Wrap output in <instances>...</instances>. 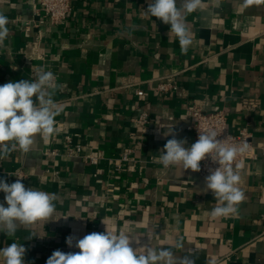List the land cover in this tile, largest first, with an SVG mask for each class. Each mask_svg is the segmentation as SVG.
I'll list each match as a JSON object with an SVG mask.
<instances>
[{"label": "crops", "instance_id": "crops-1", "mask_svg": "<svg viewBox=\"0 0 264 264\" xmlns=\"http://www.w3.org/2000/svg\"><path fill=\"white\" fill-rule=\"evenodd\" d=\"M147 7L148 0H71L66 20L53 24L41 0H0L9 19L0 85L33 79L41 68L59 85L55 132L0 160V178L56 195L48 220L14 238L0 233V248L24 245L25 264L79 252L69 236L75 245L106 229L184 255L175 249L180 241L195 264H264V0H202L186 17L193 35L186 54ZM41 17L26 29V20ZM169 76L179 89L157 90ZM191 106L223 110L233 133L251 132L252 155L236 163L245 199L235 215L213 219L218 201L203 191L205 176L181 175L156 158L170 127L187 146L195 142ZM142 110L146 123L134 120Z\"/></svg>", "mask_w": 264, "mask_h": 264}, {"label": "clouds", "instance_id": "clouds-1", "mask_svg": "<svg viewBox=\"0 0 264 264\" xmlns=\"http://www.w3.org/2000/svg\"><path fill=\"white\" fill-rule=\"evenodd\" d=\"M201 3L202 0H183L182 6L178 7L177 0H148L146 11L170 25V32L178 39L181 53L186 54L193 43L186 17ZM8 24L7 15L0 9V46L8 37ZM55 81L53 72L41 68L33 79L0 85V160L9 158L17 150L24 153L32 151L37 134L50 136L55 132L58 106L53 97L59 88ZM164 136L172 138L166 139L160 155L156 157L159 163L183 175L189 169L200 172L201 162L210 158L218 165L208 168V175L204 177L203 191H211L218 201L211 210V217L235 215L245 193L238 186L242 164H236L234 169L233 161L248 150V144H226L218 138L215 130H199L198 139L190 146H187L186 139L176 138L172 127ZM0 192L4 193V200L0 202V233L8 238H14L22 228L48 220L56 211L54 193L26 188L19 177L12 183L0 178ZM33 236L36 234L32 233L27 239ZM73 240L74 237L69 236L66 243L80 249L79 252L56 250L46 264H195L192 250L180 241L176 242L175 249L183 250L184 255H177L172 247H153L151 238L136 240L123 231L106 229L105 232H92L77 239L75 245ZM26 252L23 244L12 242L0 248V258L3 264H25Z\"/></svg>", "mask_w": 264, "mask_h": 264}, {"label": "built area", "instance_id": "built-area-1", "mask_svg": "<svg viewBox=\"0 0 264 264\" xmlns=\"http://www.w3.org/2000/svg\"><path fill=\"white\" fill-rule=\"evenodd\" d=\"M42 9L45 16L49 17L53 24L63 23L69 11L71 10V0H41ZM44 23V18L40 19H28L25 22V27L30 30L34 26H39ZM157 90L168 91V90H178L179 86L176 84L172 76L167 77L166 80L160 81L156 86ZM136 94L140 97L144 94L142 89H138ZM191 113L193 116V122L189 125L195 133V141L198 139L199 130H215L218 134V138L223 140L226 144H248V150L243 154H240L233 161V168L235 169V164L237 161L245 156L250 157L253 151V144L251 141V132L247 128H242L239 133H233L228 126L227 116L223 110L207 111L198 106H191ZM135 121L140 123H146L149 120V113L146 110H142L139 115L134 118ZM70 140V136H67ZM79 150V148H77ZM129 150V149H128ZM98 156L90 155L89 161L91 163H98ZM217 164H214L210 158L205 159L201 162V175H208V168H215ZM18 176H22V173H18Z\"/></svg>", "mask_w": 264, "mask_h": 264}]
</instances>
